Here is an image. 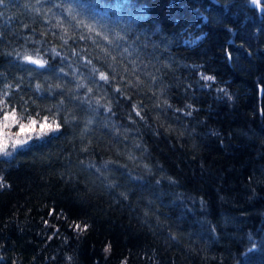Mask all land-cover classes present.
I'll list each match as a JSON object with an SVG mask.
<instances>
[{
    "label": "trees",
    "instance_id": "trees-1",
    "mask_svg": "<svg viewBox=\"0 0 264 264\" xmlns=\"http://www.w3.org/2000/svg\"><path fill=\"white\" fill-rule=\"evenodd\" d=\"M25 56L69 75L30 73ZM37 83L63 95L40 99ZM0 98V264H264V12L251 0H5Z\"/></svg>",
    "mask_w": 264,
    "mask_h": 264
},
{
    "label": "snow or ice",
    "instance_id": "snow-or-ice-1",
    "mask_svg": "<svg viewBox=\"0 0 264 264\" xmlns=\"http://www.w3.org/2000/svg\"><path fill=\"white\" fill-rule=\"evenodd\" d=\"M251 3L257 7H261L262 11H264V7H262L260 0H251ZM5 4V0H0V5H4ZM59 55V54H57ZM24 59L26 61H28L29 63L36 65L35 68L33 69H29L28 71L31 72H37L39 75H45V73H48V75L56 80H65L68 77V73L64 71V67H60L59 68V72L56 71V68L49 65L48 61L46 60H42V59H33L31 56H25ZM47 66V67H46ZM96 69H93V72H95ZM201 79L203 81H205L206 83L204 85H201L202 87H209L211 88L213 86L212 82L214 81L215 77L213 75H201ZM99 80L103 81L105 84L109 83V76L105 74V72H99ZM95 82V81H94ZM101 87L103 85H100ZM20 85H17V88H19ZM77 89L83 88L84 85L83 83L77 84L76 85ZM53 88H55L56 90H58L57 92H53ZM63 89H64V85L57 83L55 85L52 84H48L46 85L45 88H42V85L40 83H37L35 85V90L37 92L42 93V95L40 96V99H46L47 97L43 95V92H47L48 96H51L53 98H55L56 95H63ZM87 91L89 93H91L93 91L92 88H88ZM218 91L222 92L224 94V96H227V98L229 100L232 99L231 95L228 94L226 89H218ZM116 93H120L121 89L120 88H116L115 89ZM8 93L5 92L4 96H7ZM64 101L60 100V104H63ZM165 103L167 104V101H165ZM97 106L99 107H103V105L100 104V101L97 100L96 101ZM0 105H5V101L3 98H0ZM89 105H90V101H89ZM169 107H171V105H168ZM107 111L111 112V107L109 106L107 109ZM133 110L136 111V105H133ZM181 109H177V111H180ZM136 115L137 116H141L140 111H136ZM186 115H192L191 112H187ZM72 119H75V116L72 117ZM141 119H143V117L141 116ZM9 120H15V112L14 110L11 112H5V114L3 115V121L7 122ZM64 123H68V120H65ZM89 123H91V121H89ZM36 124V121L31 120L29 122L28 125H24V124H20L19 128H20V132L17 133V136H19L21 133H26L27 130H34V125ZM53 124H55V127L53 128L51 124L48 123H42L39 125L40 131L43 133L45 131H59L61 125L59 123H55V121H53ZM4 127H7V123H5ZM24 144V141L20 140V139H16L12 141V148H17L18 146H22ZM8 147V144L3 140L0 139V154L3 155H11V153L7 152L6 149ZM4 187L3 183H0V188ZM123 195V194H122ZM127 198V197H125ZM49 215H52V213L50 212ZM45 224H48V221L45 220L44 221ZM73 227L75 228V230L77 232L80 231H85L87 229V225H84L83 228H81V226L79 224L73 225ZM51 238V237H50ZM108 249H105V251H107Z\"/></svg>",
    "mask_w": 264,
    "mask_h": 264
},
{
    "label": "water",
    "instance_id": "water-1",
    "mask_svg": "<svg viewBox=\"0 0 264 264\" xmlns=\"http://www.w3.org/2000/svg\"><path fill=\"white\" fill-rule=\"evenodd\" d=\"M262 5V4H261ZM262 7H263V5H262ZM257 9L262 13V12H264V11H262V8L261 7H257Z\"/></svg>",
    "mask_w": 264,
    "mask_h": 264
}]
</instances>
